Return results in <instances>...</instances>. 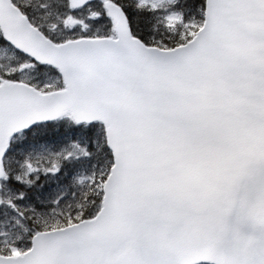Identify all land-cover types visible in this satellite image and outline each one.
Returning <instances> with one entry per match:
<instances>
[{"label": "snow or ice", "instance_id": "6c2138e0", "mask_svg": "<svg viewBox=\"0 0 264 264\" xmlns=\"http://www.w3.org/2000/svg\"><path fill=\"white\" fill-rule=\"evenodd\" d=\"M0 264H264V0H0Z\"/></svg>", "mask_w": 264, "mask_h": 264}]
</instances>
